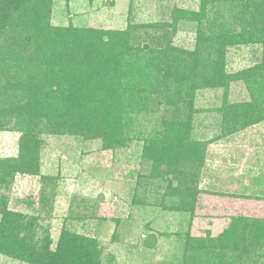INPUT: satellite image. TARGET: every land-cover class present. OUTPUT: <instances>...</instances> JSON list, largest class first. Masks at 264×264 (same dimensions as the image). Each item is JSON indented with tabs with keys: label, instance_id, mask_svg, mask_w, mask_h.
Here are the masks:
<instances>
[{
	"label": "rangeland",
	"instance_id": "obj_1",
	"mask_svg": "<svg viewBox=\"0 0 264 264\" xmlns=\"http://www.w3.org/2000/svg\"><path fill=\"white\" fill-rule=\"evenodd\" d=\"M52 2L54 26L127 31L129 42L121 49L124 73L145 90L144 83L160 75V52L169 43L151 41L160 28L173 34L171 48L181 54L183 65L194 54L197 22L175 24V19L179 12H199L200 0ZM102 39L107 43L100 49H116L117 43L108 44L109 34ZM262 53L258 44L228 48L226 70L238 77L190 96L189 139L203 145L194 178L161 177L144 158L143 140L161 131L156 98L149 95L146 104L123 114L128 137L116 148L105 149L102 140L79 133L52 135L37 121L39 100L27 90L43 78L46 64L42 70L18 52L8 54L21 96L6 80L0 82L1 239L42 264H264V121L230 132L223 122L232 106L264 97V77L258 72ZM62 65L79 70L88 64L62 60ZM67 77L62 79L68 82ZM11 103L21 105L11 109ZM35 125L41 129L35 132L40 145L25 157L21 140ZM148 235L157 237L153 249L144 245ZM0 264L34 263L0 253Z\"/></svg>",
	"mask_w": 264,
	"mask_h": 264
},
{
	"label": "trees",
	"instance_id": "obj_2",
	"mask_svg": "<svg viewBox=\"0 0 264 264\" xmlns=\"http://www.w3.org/2000/svg\"><path fill=\"white\" fill-rule=\"evenodd\" d=\"M52 6V0H0V82L6 80L13 94L16 97L20 94L13 80L18 74L13 66L8 65L10 59L7 55L13 52H18L20 59L37 62L40 67L46 64L43 78L27 87L39 100L37 121L46 125L44 130L49 134L79 133L87 139L102 140L105 149L116 148L128 137L126 131L129 124H125L123 114L132 113L137 105L146 104L151 95L158 100H155L154 111L162 115L161 131L155 138L143 140L142 152L144 158L151 162L154 172L161 177L173 174L191 177L194 174L199 163L197 154L202 151L203 145L189 139L191 110L188 107L191 108L193 102L190 96L198 88L223 87L238 77L226 70L228 48L260 45L263 60L258 72L264 77V0H200L199 12H179L175 24L179 19L198 24L194 54L183 65L181 54L171 48L173 34L160 28V34L151 41L166 40L169 43L160 52L164 55L160 75L152 84L147 86L149 82L144 83L146 90L145 86L137 85L124 73L127 69L123 65L121 49L128 45L127 31L104 32L72 25L54 26L51 22ZM154 31L158 32L157 29ZM105 34H109L108 44L117 43L112 52L98 47L107 43L102 39ZM85 41L89 45L86 46ZM145 49L149 51L150 47L145 45ZM112 59L115 60L112 62ZM62 60L71 63L80 60L88 65L75 70L76 66H63ZM70 73L79 76L69 77ZM67 75L68 82H65L62 76ZM18 104L11 103L8 108L14 109ZM162 106L166 107L164 111H160ZM263 121L264 97L261 96H257L256 104L250 102L240 108L232 106L223 119L229 132L232 127L244 129ZM44 124H39L41 129ZM35 127L22 137L21 152L25 157L31 149L36 151L40 145L35 134L40 128ZM26 164L23 160L20 168ZM1 238V254L42 264L38 259H30L25 251L9 246Z\"/></svg>",
	"mask_w": 264,
	"mask_h": 264
},
{
	"label": "water",
	"instance_id": "obj_3",
	"mask_svg": "<svg viewBox=\"0 0 264 264\" xmlns=\"http://www.w3.org/2000/svg\"><path fill=\"white\" fill-rule=\"evenodd\" d=\"M157 237L154 235H148L147 237H145L144 239V245L147 248L153 249L157 246Z\"/></svg>",
	"mask_w": 264,
	"mask_h": 264
}]
</instances>
